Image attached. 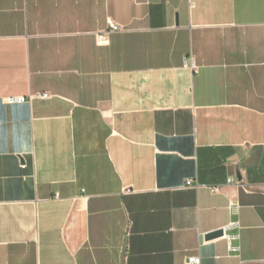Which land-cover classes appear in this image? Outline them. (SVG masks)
I'll return each mask as SVG.
<instances>
[{
	"label": "crops",
	"instance_id": "crops-1",
	"mask_svg": "<svg viewBox=\"0 0 264 264\" xmlns=\"http://www.w3.org/2000/svg\"><path fill=\"white\" fill-rule=\"evenodd\" d=\"M189 256L264 264V0H0V264Z\"/></svg>",
	"mask_w": 264,
	"mask_h": 264
},
{
	"label": "built area",
	"instance_id": "built-area-1",
	"mask_svg": "<svg viewBox=\"0 0 264 264\" xmlns=\"http://www.w3.org/2000/svg\"><path fill=\"white\" fill-rule=\"evenodd\" d=\"M107 23H108V26H107L106 30L96 34V40H97L98 44H100V45H109V43H110L109 34H111L112 32H116V31L121 30V26L119 24L115 23L114 21H112L111 19H108ZM48 96L49 95L46 93L40 94V97H48ZM31 98H33V96H30L29 100H31ZM26 100H27L26 97H8V98H6V101L9 103L25 102ZM228 183L240 184V182H235V180H233L232 178L228 179ZM187 184L191 185V180H188ZM219 188H220V186H218V187L217 186H211L210 190H212L213 192H218V191H220ZM237 207H238L237 204L231 203V209L233 211L237 210ZM236 225H237V223H231L229 225V228L230 227L233 228ZM234 237L235 236H228L227 235V239L229 242V248L233 252L238 249V247L233 246L230 242V241H232V239ZM186 264H201L200 257L199 256H189V258L186 261Z\"/></svg>",
	"mask_w": 264,
	"mask_h": 264
},
{
	"label": "water",
	"instance_id": "water-1",
	"mask_svg": "<svg viewBox=\"0 0 264 264\" xmlns=\"http://www.w3.org/2000/svg\"><path fill=\"white\" fill-rule=\"evenodd\" d=\"M224 235V230L223 229H219V230H216L214 232H210L208 234H206L205 238L206 240H210V239H215V238H218V237H222Z\"/></svg>",
	"mask_w": 264,
	"mask_h": 264
}]
</instances>
